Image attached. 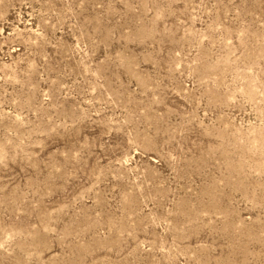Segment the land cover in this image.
Wrapping results in <instances>:
<instances>
[{"label": "rangeland", "instance_id": "374dc122", "mask_svg": "<svg viewBox=\"0 0 264 264\" xmlns=\"http://www.w3.org/2000/svg\"><path fill=\"white\" fill-rule=\"evenodd\" d=\"M0 264H264V0H0Z\"/></svg>", "mask_w": 264, "mask_h": 264}]
</instances>
